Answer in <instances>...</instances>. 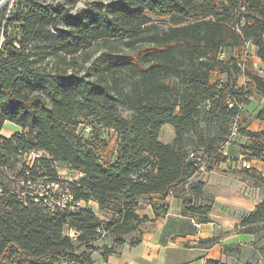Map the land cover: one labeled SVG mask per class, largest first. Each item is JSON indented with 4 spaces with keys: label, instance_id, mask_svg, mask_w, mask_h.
Returning <instances> with one entry per match:
<instances>
[{
    "label": "trees",
    "instance_id": "1",
    "mask_svg": "<svg viewBox=\"0 0 264 264\" xmlns=\"http://www.w3.org/2000/svg\"><path fill=\"white\" fill-rule=\"evenodd\" d=\"M71 1L12 0L0 9V174L15 170L23 154L43 151L33 165L22 164V184L0 178V264L93 263L96 250L104 258L117 252L114 246L148 219L137 211L140 196L169 193L204 160L212 169L206 156L215 164L226 159L229 126L251 92L238 85L239 75L264 94V77L250 56L244 62L221 56L229 48L241 55L252 41L264 57V0H111L78 9ZM154 16L170 24L160 27ZM100 41H121L130 50L110 47L93 68L82 69ZM121 105L133 114L123 115ZM257 117L264 119V107ZM88 118L116 133L113 158L83 137ZM6 120L21 131L4 135ZM166 123L175 130L170 142L160 139ZM238 131L250 139L249 158L264 157V130L238 125ZM56 162L81 173L68 181L69 190L75 200L97 201L111 212L108 220L90 206L47 205L49 195L33 182H62ZM247 174L264 185L257 170ZM238 228L264 237V199ZM102 232L114 236L112 245L96 246Z\"/></svg>",
    "mask_w": 264,
    "mask_h": 264
},
{
    "label": "crops",
    "instance_id": "2",
    "mask_svg": "<svg viewBox=\"0 0 264 264\" xmlns=\"http://www.w3.org/2000/svg\"><path fill=\"white\" fill-rule=\"evenodd\" d=\"M235 50L234 56H241L242 62L250 56L257 73L264 77V57L259 55L257 44L247 42L241 55ZM237 83L247 85L251 91L242 106L244 126L253 131L264 130V119L257 117L264 107V94L244 74L239 75ZM254 94L260 95L261 100L257 101ZM12 123L6 120L2 131L5 124ZM239 137L237 144L226 141V159L212 169H200L169 193L148 195L147 201H140L137 211L148 219L137 229L138 241L127 239L107 258L96 250L91 254L93 260L98 264H210L209 260H216L211 264H264L258 235L238 228L243 213L263 199L258 185L243 176H250L248 169L264 176V157L249 158L251 151L244 146L250 139L245 134ZM245 160L251 163L250 168H243ZM200 182L201 190L196 191L192 185ZM161 206L165 209L161 210Z\"/></svg>",
    "mask_w": 264,
    "mask_h": 264
},
{
    "label": "rangeland",
    "instance_id": "3",
    "mask_svg": "<svg viewBox=\"0 0 264 264\" xmlns=\"http://www.w3.org/2000/svg\"><path fill=\"white\" fill-rule=\"evenodd\" d=\"M94 1H102V2H109L111 0H72L71 1V6L73 7V9H78L81 7H86L89 5H92ZM10 3V2H9ZM154 22H156L160 27H167L170 22L168 20V18L166 17H157L154 16ZM112 44V45H111ZM110 47H112L115 50H119V52H124V51H128L129 46L126 45L123 42H114V41H100L99 43L95 44L91 49H90V59L87 61H83L82 64V69H85L87 66H90L91 68H93V64L95 62V60L97 59V57L106 50H109ZM236 50L234 48H229L226 53H225V57L227 56V59L229 60L230 58H233L234 56V52ZM217 76H219V74H217ZM226 75H224L225 77ZM226 78V77H225ZM224 78V79H225ZM124 88L125 90L128 89V84L127 81H124ZM254 97L256 98L257 101L261 100V96L258 94H254ZM260 104V102H259ZM258 108V107H257ZM120 110L122 112L123 115L130 117L133 114V111L127 107L124 106H120ZM247 115L248 118V114ZM251 116H255L254 114ZM250 116V117H251ZM251 117V119L253 118ZM85 123H87V125L89 126L88 123H90L92 125V131H88L85 128L84 124L81 125L80 131L83 133V137L84 138H88L93 140V142L98 146L99 152H101L104 156V158H113L116 154V144H117V138H116V133L105 127V126H101L98 123L92 122L93 119L88 118L85 119ZM249 120V119H248ZM92 122V123H91ZM202 124H204V121H202ZM237 129L235 128V123L232 126H229L231 129V134L229 135V139L228 140H232V138L234 137L235 139L232 140L235 144L239 143L240 137L239 135H241V133L238 131V125L240 126H244V123L241 119V116L238 117L237 122ZM84 126V128H83ZM87 127V126H86ZM215 128H217V126H215ZM21 126H17L16 124L12 123V124H5V128L3 129V131H1L3 134H5L6 136H10L11 134H13L16 131H21ZM234 129L237 130V133L232 134V132L234 131ZM260 130H258L259 132ZM175 136V130L173 125L166 123L161 130L160 133V139H162L165 142H170L173 140ZM261 140V139H260ZM252 153V152H249ZM43 155V151H31L28 153L23 154L22 156L18 157V159H16V169L15 170H4L2 171V174H0V178L2 179V181L10 183L11 185L14 184V186H16L17 184H22V181H20V176H19V170L22 167L23 163L29 164V165H33L34 159L35 157ZM206 158H208L210 160V162L212 164H214L213 166L215 167V163H214V158L206 156ZM258 159L261 157H257ZM56 168L58 169V173L60 175V178L63 180L62 182H58L59 185H57V182H52V181H47L45 180V178H38L36 179L33 183V189L35 191H44L46 194L49 195V199L51 201L55 202V199L58 198L59 196L63 195V193L66 192V190L70 191L68 186H69V180L72 179H78L80 177V173L77 170L72 169L70 166L66 165L65 163L62 162H56L55 163ZM243 168H250V167H243ZM245 179H247V182H252L253 184L256 185V182L254 180V178H252L251 176H246V174H244ZM259 189V195L263 197L264 199V185L260 184L258 185ZM71 192V191H70ZM140 201H147L148 200V196L143 195L140 196ZM262 199V200H263ZM261 201V200H260ZM259 201V202H260ZM82 206H90L92 207L97 214L99 215L100 218H103L104 220H108L112 214L111 212H107L105 210H101L99 208V205L97 203V201L91 199L89 201H84ZM245 213H243L244 215ZM242 215V216H243ZM66 231H69V227L65 229ZM137 230L133 231L131 233H128L125 235V238L128 239V241L132 242L135 239H137ZM78 235V232H75V236H73L74 238H76ZM113 238L114 236L110 233V232H102L96 239H95V244L98 247H102L106 244L108 245H112L113 244ZM260 244H261V250L263 251L264 254V237H260ZM92 242V241H91ZM115 249H118L119 247L117 245L114 246ZM263 247V248H262ZM83 248V247H82Z\"/></svg>",
    "mask_w": 264,
    "mask_h": 264
},
{
    "label": "built area",
    "instance_id": "4",
    "mask_svg": "<svg viewBox=\"0 0 264 264\" xmlns=\"http://www.w3.org/2000/svg\"><path fill=\"white\" fill-rule=\"evenodd\" d=\"M224 55H225V53L221 54V56H224ZM234 103L235 102L233 100H229V105L230 106H232ZM238 105H239V107L243 106L242 103H239ZM235 128L237 129L236 123H235ZM90 129H91V127L87 125L86 130L90 131ZM236 129H234L232 134L237 133ZM207 164L208 163H207L206 160L202 161V163L200 165V169H207V166H208ZM243 164L246 167H250V165H251V163L249 161H246V160L243 162ZM80 175H81V173H80ZM57 185H59V183H57ZM45 201H46L47 205L51 206L52 209L54 208V204H52L51 200H47L46 199ZM84 201L85 200H83V199L75 200L74 195L68 190H66V192L63 193V195H61V196H59L58 198L55 199V202H56L57 206L64 207L66 204H71L72 208H75V207H78V206H82ZM75 232L76 231L74 229H70L68 231V234L73 237V236H75ZM64 264H98V263H96V262L90 263L88 261L70 260V261L64 262Z\"/></svg>",
    "mask_w": 264,
    "mask_h": 264
},
{
    "label": "water",
    "instance_id": "5",
    "mask_svg": "<svg viewBox=\"0 0 264 264\" xmlns=\"http://www.w3.org/2000/svg\"><path fill=\"white\" fill-rule=\"evenodd\" d=\"M11 1L12 0H0V9H2L4 6H6Z\"/></svg>",
    "mask_w": 264,
    "mask_h": 264
}]
</instances>
